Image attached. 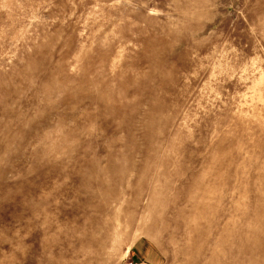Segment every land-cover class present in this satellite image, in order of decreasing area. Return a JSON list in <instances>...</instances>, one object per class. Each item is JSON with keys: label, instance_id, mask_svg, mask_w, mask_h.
Returning <instances> with one entry per match:
<instances>
[{"label": "rangeland", "instance_id": "374dc122", "mask_svg": "<svg viewBox=\"0 0 264 264\" xmlns=\"http://www.w3.org/2000/svg\"><path fill=\"white\" fill-rule=\"evenodd\" d=\"M0 264H264V0H0Z\"/></svg>", "mask_w": 264, "mask_h": 264}]
</instances>
